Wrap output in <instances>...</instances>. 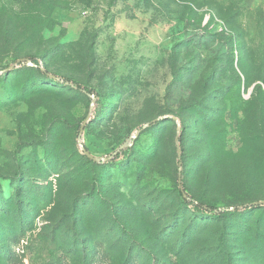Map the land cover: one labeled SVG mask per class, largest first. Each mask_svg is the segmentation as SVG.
I'll return each instance as SVG.
<instances>
[{
	"label": "rangeland",
	"instance_id": "1",
	"mask_svg": "<svg viewBox=\"0 0 264 264\" xmlns=\"http://www.w3.org/2000/svg\"><path fill=\"white\" fill-rule=\"evenodd\" d=\"M256 201L264 0H0V264H264Z\"/></svg>",
	"mask_w": 264,
	"mask_h": 264
},
{
	"label": "trees",
	"instance_id": "2",
	"mask_svg": "<svg viewBox=\"0 0 264 264\" xmlns=\"http://www.w3.org/2000/svg\"><path fill=\"white\" fill-rule=\"evenodd\" d=\"M26 60L28 62H30L31 64H33V63L36 65L38 64L36 61V57L33 55L27 56ZM46 74L49 75L50 77H52L54 80H57L58 82L69 85L73 89L79 90V91L83 92L84 94H87V95L94 94V92L89 87L83 86L79 82H77L71 78L61 76L58 73H46ZM53 76H56L58 78L53 77ZM157 122L158 121L155 120V121H152L151 123H157ZM116 154H117L116 155V158H117L120 153H116ZM179 191H180V195H181L182 199L184 200V202L187 205H192L196 210L206 212V213L210 214L215 219L224 218L226 216V214H228L230 212V210H229L230 207L227 205L222 206V207H216V206L204 204L201 201L196 200L190 194H188L185 191V189H183L182 187L179 188ZM262 206H264V204H262L261 201H256V202H250V203L242 204L241 206H237V207H232L231 210H234V211H238L239 209L252 210V209L260 208Z\"/></svg>",
	"mask_w": 264,
	"mask_h": 264
},
{
	"label": "water",
	"instance_id": "3",
	"mask_svg": "<svg viewBox=\"0 0 264 264\" xmlns=\"http://www.w3.org/2000/svg\"><path fill=\"white\" fill-rule=\"evenodd\" d=\"M19 61H20V62H23L24 59L18 60L17 62H19ZM11 66H13V65H11ZM53 77H56V76H53ZM56 78H58V77H56ZM89 96L93 97V94H90ZM93 100H94V98H93ZM91 104H93V102H92ZM91 110H92V105H91V107H90V109H89V113L87 114V116L85 117V119L83 120V122H82L81 125H80L77 141H78L79 146L83 149V153H84L89 159H91V160H93V161H95V162L104 161V160L108 159L109 157L94 156V155L90 154V153H89V152L83 147V145H82V143H81V134H82V132H83L84 124H85V122L87 121V119L89 118V115H90V113H91ZM147 125H148V123L144 124V125L142 126V128L146 127ZM142 128H141L139 131H137V134L142 130ZM178 183H179V186H180V179L178 180ZM261 203L264 204V201H261Z\"/></svg>",
	"mask_w": 264,
	"mask_h": 264
}]
</instances>
